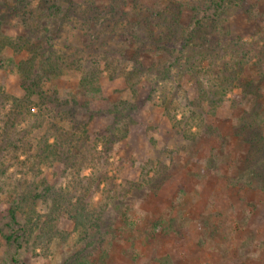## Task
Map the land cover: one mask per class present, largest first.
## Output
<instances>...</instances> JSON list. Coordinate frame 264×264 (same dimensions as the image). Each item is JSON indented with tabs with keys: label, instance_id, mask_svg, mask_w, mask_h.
Here are the masks:
<instances>
[{
	"label": "rangeland",
	"instance_id": "374dc122",
	"mask_svg": "<svg viewBox=\"0 0 264 264\" xmlns=\"http://www.w3.org/2000/svg\"><path fill=\"white\" fill-rule=\"evenodd\" d=\"M94 1L104 6L112 0ZM138 1L148 8L161 4L160 0ZM246 1L254 8L253 22L245 13H228L227 23L221 27L230 35L225 36L220 30L213 33L218 36L215 47L209 59L203 60L202 68L215 65L226 79L240 77L253 82L254 94L243 91L242 84L233 85L223 102L212 108L206 96L214 95L208 83L214 80V72L192 71L187 75L188 66L183 70L173 66L158 77L146 76L145 80L153 79L148 83L155 91L151 92L146 84L136 97L125 79L109 78L104 61L101 92L96 95H86L81 90L79 70L64 72L46 83L48 95L55 94L62 107L67 104L63 109L73 108L77 120L86 127L90 159L78 164L74 176L85 179L81 192L87 201L105 211L103 240L92 237L93 244L87 248L86 242L77 241L73 223L62 219L59 230L72 233L67 242L57 239L50 247H43L30 241L18 250L5 239L8 198L0 195V264H67L83 249L79 259L86 264H264V185L258 186L264 180V151L252 152L246 137L237 132L245 114H251L264 135V0ZM14 2L17 0H0V30L11 37L28 32L21 14L5 10L9 5L13 7ZM25 2L33 9L44 2L47 8L42 16L34 18L35 33H55L60 50L82 45L83 31L62 30L60 19L51 12L55 4L65 11L70 4H82L83 0ZM201 9L204 11L198 19L208 16L206 9ZM127 11H132V3ZM195 15L187 9L183 25L193 26ZM239 40L242 44H237ZM135 52L132 44L124 53V60L131 59ZM26 58L25 52L16 53L9 48L1 54L0 88L6 98L25 95L17 66ZM140 58L146 69L169 66L173 60L156 49ZM162 92L181 105L177 120H181L185 107L195 111L204 125H194L189 133L178 129L171 118L173 113L168 115L164 111ZM124 101L134 104L133 110H127L125 120L119 122L125 135L105 151L103 139L98 137L110 134L108 129L115 122L113 110ZM33 108L35 113L39 111L37 105ZM5 110H10L8 104ZM33 122L28 123L31 132L27 140L34 153L47 133L52 136L51 143L56 139L48 132V122L41 127ZM71 152L77 155L74 149ZM20 156V162H24L26 157ZM22 166L15 163L9 172L20 178L28 172L31 189L44 187L42 181L58 188L67 184L65 165L61 162L45 166L40 172ZM38 210L44 213L45 205L40 203Z\"/></svg>",
	"mask_w": 264,
	"mask_h": 264
},
{
	"label": "trees",
	"instance_id": "16d2710c",
	"mask_svg": "<svg viewBox=\"0 0 264 264\" xmlns=\"http://www.w3.org/2000/svg\"><path fill=\"white\" fill-rule=\"evenodd\" d=\"M160 1L158 7L148 8L138 0H112L104 6H98L94 0H83L82 4H70L65 11L55 4L56 8L51 15L60 19L62 30L65 28L66 32L73 29L83 31L82 45L74 48L68 46L65 50L57 49L58 36L55 33L42 36L35 33L34 18L47 12L44 2L35 9L32 5L23 3L24 0H17L13 7L10 5L5 7V10H13L15 15H22L23 27L28 31L22 36L11 37L0 30V68L3 65L1 54L6 49L27 54V58L21 60L17 66L20 87L25 95L21 98H6L0 88V195H6L8 198L6 209L8 221L4 226V231L7 230L8 234H5V239L16 249H21L24 243L30 241L35 242L36 246L43 247H50L57 239L67 242L72 233L59 230L58 224L62 219H68L73 223L74 230L78 233L77 241L86 242L87 248L93 244L92 237L103 240L104 236L102 224L105 211L87 201L86 195L81 192L83 190L81 182H85V179L74 176L78 164L90 159L86 127L77 120L73 108L63 109L67 104L62 107L63 104L55 94L48 95L45 85L51 81L50 79L64 72L79 70L82 73L81 90L86 95H96L101 92L100 78L103 74L101 61H104L109 78L125 79L137 97L139 92L146 88V84L151 92L155 91L153 85L148 83L153 79L145 80L146 76L158 77L160 74H166L173 66H177L179 70L188 66L187 75H191L192 71L197 74L214 72V80L208 81L210 88H213L211 94L214 95L206 96V101L212 108L223 102L227 94L232 92L233 85L242 84L243 91L253 94L256 92L253 91V82H245L240 80V77H237V80L226 79L216 71L215 65L209 64L207 68H202L203 60L209 59V53L215 47L218 36L217 34V37L214 36L213 33L220 30L225 36L230 35L221 27L222 23H227L228 13L231 11L245 13L249 17V22H253L254 8L246 0ZM129 3H132V11H127ZM201 8L206 9L208 16L204 15L198 19V15L204 11ZM187 9L196 14L193 26L183 25V15ZM58 31L61 33L60 29ZM241 42L239 40L237 44ZM132 44L136 52L131 59L124 60V53H128ZM151 49L171 56L173 59L171 64L165 67L154 65L146 69L140 57ZM184 59L186 63H183ZM162 93L164 111L168 115L173 113L171 118L176 122L178 129L189 133L194 125H204L195 111H189L185 107L181 120H177L181 105ZM34 98H37V103ZM7 104L10 106L9 111L5 110ZM33 105H37L38 112L35 113ZM133 107V103L124 101L113 110L115 122L108 129L110 134L103 138L98 137L99 140L103 139L105 151L112 148L125 135L124 128L120 127L119 122L120 119L125 120L128 116L127 110H133ZM245 116L237 132L246 137L245 140L251 145L252 152L261 153L264 151L263 131L257 129L259 123L253 115ZM30 121H34L38 127L48 122L50 125L48 132L54 135L56 141L51 143L52 136L47 133L38 142L33 153V145L27 140L31 132L28 125ZM73 149L77 155L71 152ZM19 154L26 157L24 162H20ZM56 162L65 165V177L68 181L63 188L42 181L44 187L31 189L33 186L27 183L28 172L23 173V178L12 176L9 172L15 163L18 167L23 165L28 171L40 172L43 167H51ZM67 170L70 171L68 174ZM259 182L261 184L258 186L262 187L264 180L263 183ZM40 203L46 207L44 213L38 210ZM84 250H80L67 264H86L85 260L79 259ZM14 261L17 262V259L14 258Z\"/></svg>",
	"mask_w": 264,
	"mask_h": 264
}]
</instances>
